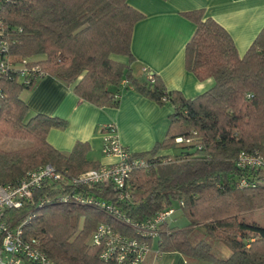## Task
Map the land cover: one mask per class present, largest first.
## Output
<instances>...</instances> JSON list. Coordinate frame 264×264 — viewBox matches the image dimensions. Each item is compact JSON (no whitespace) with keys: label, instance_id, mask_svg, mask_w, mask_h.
Here are the masks:
<instances>
[{"label":"trees","instance_id":"1","mask_svg":"<svg viewBox=\"0 0 264 264\" xmlns=\"http://www.w3.org/2000/svg\"><path fill=\"white\" fill-rule=\"evenodd\" d=\"M183 14L195 25L184 48L185 69L198 80H214L190 98L167 88L156 73L151 81L133 75L131 39L144 14L128 0H0L12 60L0 77V121L32 141L28 147H0V185L15 183L45 164L65 180L100 165L87 159L86 142H76L69 152L50 144L48 131L66 122L32 113L23 91L49 75L95 106L117 107L122 92L132 89L167 105L171 113L163 141L148 151L132 152L145 163L132 168L130 197L118 203L126 217L142 220L164 208L175 209L161 224L157 241L147 239L157 254L178 252L191 264H264V224L255 217L264 209V164L238 165L242 152L264 159V27L241 56L229 32L202 8ZM21 66L28 74L20 73ZM159 149L173 153L158 154ZM69 184L45 183L32 202L7 210L6 218L21 224L26 236L38 238L55 264H116L100 258L101 247L91 240L95 228L103 222L136 233L86 202L63 200L72 191ZM84 189L109 202L116 193L107 184ZM178 211L187 221L182 227L175 224ZM199 230L203 237L193 241ZM215 243L229 253H219Z\"/></svg>","mask_w":264,"mask_h":264},{"label":"crops","instance_id":"2","mask_svg":"<svg viewBox=\"0 0 264 264\" xmlns=\"http://www.w3.org/2000/svg\"><path fill=\"white\" fill-rule=\"evenodd\" d=\"M144 17L135 23L131 51L135 57L132 73L146 79L142 67L161 76L169 89L193 97L210 88L214 80H198L185 69L184 48L195 25L183 12L200 9L215 19L231 35L239 55H243L254 37L264 27V0H128ZM121 59V58H120ZM121 60H124L122 58ZM23 98L32 113L63 119V128H51L47 140L55 148L69 152L76 142L89 145L87 159L99 164L114 159L102 153L100 127L116 126L119 140L133 153L150 150L163 141L169 126L171 109L158 105L132 89L122 92L117 107H98L81 98L72 87L46 75ZM172 149H159L158 154L171 155ZM224 253H228L227 251ZM146 264H191L178 252L157 254L154 247ZM197 264H212L201 262Z\"/></svg>","mask_w":264,"mask_h":264},{"label":"built area","instance_id":"3","mask_svg":"<svg viewBox=\"0 0 264 264\" xmlns=\"http://www.w3.org/2000/svg\"><path fill=\"white\" fill-rule=\"evenodd\" d=\"M4 35L0 19V77L5 75L12 65L11 57L7 53L8 43ZM141 70L147 80H153V73L147 67H142ZM20 71L21 74H28V70L24 66L20 67ZM126 83V80L122 81V84ZM100 132L102 153L114 159L111 163L100 164L99 167L89 169L68 180H65L64 175L55 170L52 165L45 164L28 172L15 183L0 185V264H55L40 249L38 238L26 236L21 224H16V220H12L11 217L6 218L7 210L20 209L26 203L32 202L34 192L45 183L52 181L70 182L69 186L72 191L69 190L63 196V200L73 198L76 202H86L106 214L120 219L121 224L136 233L130 235L114 229L109 224L99 223L91 240L101 247L100 258L105 261H113L116 264H146V257L151 251V242L147 239H156L161 224L172 217L175 209L167 207L142 220L126 217L118 203L130 197L127 183L132 168L136 165H143L145 161L133 157L129 148L121 143L115 124L102 125ZM175 141L180 142L181 138L177 137ZM261 164H264V159L258 155L242 152L238 156L240 167ZM243 183L242 181L240 185ZM98 184H107L113 187L116 191L114 199L109 202L107 197L99 198L90 193L86 194L85 187L91 188Z\"/></svg>","mask_w":264,"mask_h":264},{"label":"rangeland","instance_id":"4","mask_svg":"<svg viewBox=\"0 0 264 264\" xmlns=\"http://www.w3.org/2000/svg\"><path fill=\"white\" fill-rule=\"evenodd\" d=\"M23 93H24V91L21 94L22 98H23ZM0 128L4 129V130H2V134L0 131V147H2L4 149H17V148H22V147H28L32 144L31 139L22 137L21 135H19L17 133H13V131L9 130V128H7L5 126V123L2 121H0ZM173 150L175 152H178V151H180V147H177ZM173 205L176 207L178 204H177V202H174ZM174 217L176 218L175 224H177L179 227H182L187 223L186 219L182 216V214L179 211L175 214ZM255 217L259 222L264 224V209L257 211L255 214ZM202 237H203V233L199 230V231L194 232L192 239H193V241H198ZM156 241H157V239L154 240V242H156ZM214 249L217 250L219 253L224 254V255H227L229 253V251L227 250L226 247H224L223 245L218 244V243L214 244ZM224 251L225 252L227 251L228 253L225 254Z\"/></svg>","mask_w":264,"mask_h":264}]
</instances>
